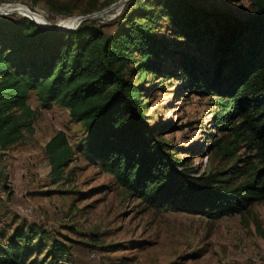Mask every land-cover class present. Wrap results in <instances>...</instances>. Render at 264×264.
Segmentation results:
<instances>
[{
    "label": "trees",
    "instance_id": "obj_1",
    "mask_svg": "<svg viewBox=\"0 0 264 264\" xmlns=\"http://www.w3.org/2000/svg\"><path fill=\"white\" fill-rule=\"evenodd\" d=\"M250 1L244 15L194 0H159V11L125 10L112 23V33L97 20L56 31L26 17L0 19V149L32 129L38 108L29 99L35 91L44 106L58 102L66 107L87 132L78 150L64 130L48 141L55 180L81 151L151 207L209 218L245 211L264 197V184L252 180L228 188L219 184L218 173L192 174L149 121L141 84L130 76L143 82L149 73H173L159 63L174 61L194 88L226 98L216 122L223 127L241 117L237 132L255 143L264 163V0ZM159 13L170 23L175 49L157 33ZM25 228H15L5 242L1 233V264H22L32 246L42 243ZM51 247L63 263L68 246L55 240Z\"/></svg>",
    "mask_w": 264,
    "mask_h": 264
},
{
    "label": "rangeland",
    "instance_id": "obj_2",
    "mask_svg": "<svg viewBox=\"0 0 264 264\" xmlns=\"http://www.w3.org/2000/svg\"><path fill=\"white\" fill-rule=\"evenodd\" d=\"M16 0L0 2L4 11L29 9L49 22L72 24L74 18L111 8L90 20L115 30L114 20L128 13L151 8L159 0ZM205 7L247 15L250 0H194ZM3 12V11H2ZM138 12V13H139ZM25 17H0L15 21ZM158 35L170 44L176 41L167 17L157 15ZM163 71L149 73L141 84L142 101L149 121L176 156L194 175L218 173L224 187L238 188L257 180L264 184V168L255 143L238 134L241 117L221 127L216 115L222 110L220 92L201 91L174 61L160 62ZM29 102L38 108L32 129L7 148L0 149V242L13 230L25 226L37 234L22 264H264V197L245 211L220 218L149 206L122 187L113 175L85 152L69 159L62 177L55 180L46 151L48 141L64 130L76 150L87 132L82 122L71 118L58 102L44 106L35 91ZM5 149V150H7ZM182 168V167H180ZM33 207L28 214L25 208ZM36 230L34 233L32 230ZM55 240L68 246L63 263L52 254ZM36 243V242H34ZM30 255V256H29ZM1 264V263H0Z\"/></svg>",
    "mask_w": 264,
    "mask_h": 264
},
{
    "label": "water",
    "instance_id": "obj_3",
    "mask_svg": "<svg viewBox=\"0 0 264 264\" xmlns=\"http://www.w3.org/2000/svg\"><path fill=\"white\" fill-rule=\"evenodd\" d=\"M126 0H122L121 2H124ZM117 5V4H116ZM116 5H113L111 8L107 9V10H104V11H101V12H98V13H94V14H91V15H86V16H80V17H76L75 18V21L73 23L72 26H66L64 24H62L61 22H58L56 24H53L51 22H49V24H41L39 23L34 17L37 15H41L37 12H34V11H31L29 10L28 11V14H24V16L26 18H29L31 19L32 21H34L38 26H40L41 28H44V29H50V30H56V31H63V30H70V31H73L75 29H77L84 21H87V20H90V19H93V18H96L100 15H103L104 13L108 12L109 10H111L113 7H115ZM15 11H11V12H5L4 15H8L9 13H14Z\"/></svg>",
    "mask_w": 264,
    "mask_h": 264
},
{
    "label": "bare ground",
    "instance_id": "obj_4",
    "mask_svg": "<svg viewBox=\"0 0 264 264\" xmlns=\"http://www.w3.org/2000/svg\"><path fill=\"white\" fill-rule=\"evenodd\" d=\"M11 11H15V12L14 13H9L8 15L18 14V13L21 14V15H24V14H28L29 9H27V11L26 10H22V9L4 11L2 8H0V17L7 16V15H4L5 12H11ZM34 18L41 24H49V21L46 20L42 15H39V16L36 15ZM74 21H75V18H74ZM74 21H73V23H74ZM61 23L66 25V26H69V27L73 25V23L72 24H65L63 22H61Z\"/></svg>",
    "mask_w": 264,
    "mask_h": 264
},
{
    "label": "built area",
    "instance_id": "obj_5",
    "mask_svg": "<svg viewBox=\"0 0 264 264\" xmlns=\"http://www.w3.org/2000/svg\"><path fill=\"white\" fill-rule=\"evenodd\" d=\"M0 194L2 195V194H4V192L0 193ZM25 212L28 214H31L34 212V209H33V207H27V208H25Z\"/></svg>",
    "mask_w": 264,
    "mask_h": 264
},
{
    "label": "crops",
    "instance_id": "obj_6",
    "mask_svg": "<svg viewBox=\"0 0 264 264\" xmlns=\"http://www.w3.org/2000/svg\"><path fill=\"white\" fill-rule=\"evenodd\" d=\"M2 151L8 152L9 150H8V149H7V150L4 149V150H2Z\"/></svg>",
    "mask_w": 264,
    "mask_h": 264
}]
</instances>
